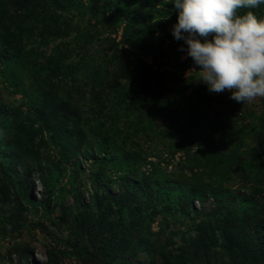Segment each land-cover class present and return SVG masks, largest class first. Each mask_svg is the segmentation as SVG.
<instances>
[{
	"label": "trees",
	"instance_id": "obj_1",
	"mask_svg": "<svg viewBox=\"0 0 264 264\" xmlns=\"http://www.w3.org/2000/svg\"><path fill=\"white\" fill-rule=\"evenodd\" d=\"M168 8L174 14H171ZM87 10L90 18H86V25H81ZM250 10L256 13L258 20L264 19V4ZM175 13L177 11L173 8L171 0H0V85L10 87L12 91L8 93L21 89L23 97H26L24 102L16 105L17 107L0 104V157L5 161L2 153L7 149L5 138L8 134L14 136L12 147L15 145V154L21 151L27 153L30 149L29 143L37 134L44 133L47 139L57 140L59 146L74 140L79 148H82L86 134L90 136L97 134L99 142L86 158L92 164L86 172L87 180L95 194L103 185L102 178H111L116 172H120L122 160L127 158L116 157L115 153H111L113 157L111 165L108 164L109 168L103 166L108 158V148L111 147L113 151L118 149L116 146V140H120L118 136L130 139L139 135L145 139L152 136L157 141L155 148L167 141L164 147L166 150L176 140L172 131L178 130L179 126L174 124L172 131L162 126L167 128L171 126V117L177 110L183 112L182 123L190 125L194 121L199 127L200 120L195 118L197 108L207 107L211 100L207 86L199 88L191 85L190 81L188 84L178 83L177 86L166 83L170 76H174L176 70L188 71L189 68H193L192 59L187 57L185 51H180V48L178 52L185 55L182 61L178 56L164 60L156 55L157 47L161 45V43L157 45V39L160 42L164 39L176 41L171 34L172 26L177 22L178 13ZM240 14L243 15L244 11L241 10ZM105 28L109 29L112 35L103 37ZM118 29L120 35L116 39ZM180 46L185 49L187 47L183 41H180ZM125 49L132 55H140H133L137 57L139 65L137 70L131 68L126 57L120 54ZM74 50L80 58H70ZM90 52L98 57L92 59ZM143 57H150L152 64H145ZM194 75H190L191 80ZM27 80L30 81V85L33 84L31 87H27V82L24 84ZM188 85L192 88L189 93L192 90L193 93L184 97ZM25 89H36L37 93L31 96L24 91ZM198 91L200 93H197ZM139 94L142 95L139 97ZM221 94L227 95L231 110L240 112L250 119L246 127L239 131L230 127L227 132L224 126L217 127L218 132L222 133L223 144H228L232 138L236 139V144L229 150V162L233 167L225 172L224 176L228 180L234 178L240 181L243 186L249 184L250 190L254 191L253 194L261 203L264 201V191L261 192L252 174L255 172L264 178V151L262 152L259 140V133L264 130V126L259 128L251 121H257L264 116V103L261 99L252 103H237L230 99V91L225 90ZM23 107H26V110ZM29 116H32V119ZM166 118L169 120L167 123L164 122L167 121ZM126 127L130 130L129 134L125 132ZM11 129L14 133H11ZM201 129V135L212 132L210 126H203ZM192 134L194 135V132ZM189 137L191 136H188L185 130L180 129L176 144H184ZM244 140L247 143H244ZM189 148L190 146L186 147L184 151L187 152ZM209 153V157L215 159L213 160L215 165L225 160L223 157L221 160L217 159L212 149H209ZM67 155L68 151L60 154L65 162ZM74 155L75 153L71 154ZM136 157L142 158L138 155ZM137 158L129 163L121 183L125 185L128 193L149 190V196H152L154 204L163 201L177 207L181 204L183 208L180 213L192 212L202 219L200 216L202 213L196 211L194 202L202 206L206 196H213L221 201L225 195L218 193L217 189L211 186L204 190L199 186L196 188L179 172H173V179L163 186L164 179L159 176L163 168L151 161L148 162L146 171L140 173L141 177L136 185ZM10 160L11 157L7 159V169L16 180L22 181L29 172L24 167L17 173L16 166ZM115 178L119 183L120 178ZM35 180L40 186V195L37 199L33 195L25 194L19 189V185L11 184L14 189L10 208L11 219H0L1 236L5 235L2 233L9 234L22 226L16 218L19 207L23 204L18 202L19 198L26 203V207L38 205L45 207L50 204L52 192L50 182L38 177L34 172L29 182L32 190L35 189ZM9 187L7 194L11 192ZM246 194L228 192L232 200H237L238 206L242 204L237 213L248 217L256 212L254 207L256 204L254 200L246 199ZM84 204L82 200H77L71 210H66L62 199L60 201L58 198L56 203L58 217L67 219L68 227L55 226L62 232L87 235L89 239L94 235H102V239L112 248L120 247L123 242H135L132 237H125L124 234V228L127 227L124 215L130 212L128 206L123 209L117 208L124 211L123 215L118 213L113 215L112 210H109L100 216V224L92 226L89 219L92 214L87 211L89 206ZM5 208L0 206V210ZM147 208L148 206L143 203L135 205L134 210L141 213ZM232 212L229 214L236 218V212ZM129 215L132 218L136 216ZM209 220L208 215L204 223L215 226L208 223ZM112 224L118 229L111 231L107 236V226ZM53 225L51 222V226ZM235 226H240V223ZM118 232L120 236L117 235ZM113 234L116 235V239L112 237ZM51 239L71 250L65 254L94 259L88 247L75 242L68 243L56 235L51 236ZM89 239L86 242L90 245L92 242ZM255 239L249 237L241 241L250 254L254 253L252 243ZM118 240H122V243L118 244ZM110 251L106 249L107 254ZM255 255L257 262L260 263L263 257H260V254Z\"/></svg>",
	"mask_w": 264,
	"mask_h": 264
},
{
	"label": "rangeland",
	"instance_id": "obj_2",
	"mask_svg": "<svg viewBox=\"0 0 264 264\" xmlns=\"http://www.w3.org/2000/svg\"><path fill=\"white\" fill-rule=\"evenodd\" d=\"M168 10L171 14H174L170 8ZM86 18H90L88 10L82 18L81 25H86ZM152 22L150 21V23ZM106 35H112V33L105 28L102 36ZM118 35H120L119 29L116 39ZM159 43L161 45L157 47V57L165 60L178 56L181 61L183 60L185 55L178 52V49L181 48L180 41L164 39L163 42H160L157 39V45ZM89 54L92 55V59L98 57L95 53L90 52ZM120 54L126 57L127 64L131 68L134 70L139 68L137 57L133 56L136 54L132 55L126 49ZM77 55V51L74 50L70 58H80ZM142 60L145 61V64H152L150 57H143ZM192 74L195 75L191 80L190 75ZM170 77L166 81L170 86H177L178 83L188 84L189 81L191 85L199 88L206 86L197 81L198 75L195 72L188 73L187 71L176 70L174 76ZM26 82L27 87L33 85L32 83L30 85L29 80L24 82L25 85ZM191 89V86L188 85L184 97L193 93V90L189 93ZM9 91H12V89L7 85H0V104L17 107L25 101L26 97H23L21 89H17L13 93H8ZM24 91L31 96L37 93L36 89H25ZM200 91L197 93H200ZM210 98L207 107L198 106L197 108L195 118L200 120L199 127L194 124V121L190 125L182 123L183 112L179 110L175 111L171 117L172 124L170 127L162 126L170 131H172L174 124L179 126L178 130L172 131L176 136V140L166 150L164 147L167 141L158 144L155 148L157 141L152 136L149 139H145L142 135L131 139L118 136L123 142L117 139L116 146H118V149L113 151L111 147L108 148V158L103 166L109 168V165H111L113 158L111 153H115L116 157L127 158L122 160L123 164L120 172H116V175H112L111 178H102L101 184L103 185L95 194L93 193L94 189L87 180L86 169H89L92 164L86 158L87 154L92 152L99 142L97 134L92 136L86 134L82 148L77 147L74 140L59 146L57 140L47 139L44 133L37 134L29 143L30 149L27 153L21 151L18 154L14 153L15 145L12 147L14 136L8 134L5 138L7 149L2 153L5 161L4 158L0 157V206L6 207L4 210H0V219L11 217L10 208L13 203L11 199L14 193L11 184L19 185V189L25 194L38 198L37 188L32 191L29 185L34 172L38 177L46 179L48 183L50 182L52 192L49 198L50 204L45 207L41 205L26 207V203L19 198L18 202L23 204L19 207L16 218L19 221L18 223H22V226L9 232V234L8 232L2 233L5 234L4 236H1L0 233V264H264V216H260L261 214L264 215V201H261V203L258 201L259 199L253 194L254 191L250 190L249 184L243 186L240 181H236L234 178L230 180L225 178L224 173H227L233 167L232 163L229 162V150L232 145L236 144V139L232 138L228 141V144H223L222 133L217 130V127L221 125L224 126L227 132L230 127L235 131H239L246 127L245 125L250 119L240 112L231 110L227 95L210 93ZM259 99L264 103V97H257L252 101H246V103L256 102ZM23 108L26 110V107ZM29 117L32 119V116ZM164 122L167 123L169 120L167 119ZM251 123L254 126H259V128L263 127L264 116L257 121H251ZM203 126H210L212 132L208 135H201V127ZM85 129L87 130V128ZM180 129L185 130V133L191 136L182 145L176 144ZM125 132L129 134L130 130L126 127ZM11 133H14L13 129H11ZM259 140L263 152L264 130L259 133ZM192 142L194 145L191 144ZM244 143L247 142L244 140ZM188 146L190 148L185 152L184 149ZM209 149L215 151L217 159L221 160V157H223L225 160H221V164L215 165L213 161L215 159L212 160L209 157ZM63 151H68L66 162L60 156ZM72 153H75V155L71 156ZM136 155L142 158L138 159ZM10 157L13 159L17 173H20L21 168L24 167L29 172L22 181L16 180L6 167L7 159ZM135 158H137L135 163L137 171L135 172L136 185H138L137 182L141 177L140 173L146 171L148 162L151 161L163 168L159 174L164 179L163 186H166L167 182L173 179V172H179L184 179H188V182L195 185L196 188L199 186L204 190L211 186V188L217 189L218 193H225V195L221 201L218 198L209 196L204 199L203 207L199 204L196 205L198 208L195 209L202 213V215L199 214L202 219L192 212L180 213L183 208L181 204H178V207L177 205H169L166 201L154 204L152 196H149V190L135 191L137 192L135 194L128 193L125 185L121 183L126 169L129 168V163ZM115 177L120 178L119 183ZM252 177L256 179L261 192L264 191V178L255 172ZM8 187L11 189L9 194H7ZM125 190L126 192H124ZM42 191L44 192L43 188ZM229 191L240 194L241 192L247 193L245 198L254 200L256 212L248 217L239 215L237 211L242 204L238 206L237 200H232L228 196ZM58 198L60 201L62 199L66 210H71L77 200H82L85 206H89L87 211L92 214V216H89L92 226L100 224V216L105 215L109 210H112L113 215H116V213L123 215L124 211H119L117 208L123 209L128 206L130 212L124 215L127 223L124 234L125 237H132L135 242L122 243V240H118V244L122 243L120 247L112 248L111 245L107 244V241L102 239V235H94L89 239L87 235L79 236L70 234L68 231L62 232L57 227L67 228L68 222L67 219L58 217L56 205ZM143 203L148 208L144 212H136L134 210L135 205ZM232 211L236 212V218L229 214ZM129 214L136 216L132 218ZM208 215L210 216L208 223L216 227L204 223ZM213 215L217 217L214 218ZM218 221L220 223H215ZM51 222L54 223L53 226H51ZM237 223H240V226H235ZM107 228V236L111 231L118 229L113 227V224L107 226ZM119 234L118 232L117 235L120 236ZM53 235L68 243L75 242L80 246L88 247L94 255V259L65 254L71 250L56 244L51 239ZM217 235H220V237L218 238ZM112 237L116 239V235L113 234ZM249 237L256 238L252 243L254 253L251 254L243 247L241 242ZM87 239L92 242L90 245L86 242ZM107 245L108 247H106ZM106 249L111 250L109 254L106 253ZM255 254L258 256L260 254V257H263L260 263L257 262Z\"/></svg>",
	"mask_w": 264,
	"mask_h": 264
},
{
	"label": "clouds",
	"instance_id": "obj_3",
	"mask_svg": "<svg viewBox=\"0 0 264 264\" xmlns=\"http://www.w3.org/2000/svg\"><path fill=\"white\" fill-rule=\"evenodd\" d=\"M171 3L178 13L171 34L187 46L179 50L193 62L187 72L197 73V81L205 84L209 93L230 91V99L237 103L264 97V19L258 20L250 10L259 8L264 0ZM10 162L14 164L12 158ZM34 184L39 198L38 181ZM197 204L194 202L195 208Z\"/></svg>",
	"mask_w": 264,
	"mask_h": 264
}]
</instances>
